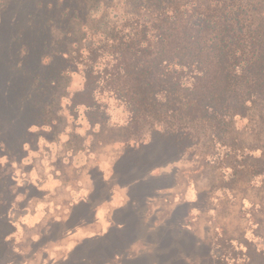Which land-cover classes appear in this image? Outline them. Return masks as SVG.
Wrapping results in <instances>:
<instances>
[{
  "label": "rangeland",
  "instance_id": "rangeland-1",
  "mask_svg": "<svg viewBox=\"0 0 264 264\" xmlns=\"http://www.w3.org/2000/svg\"><path fill=\"white\" fill-rule=\"evenodd\" d=\"M78 4L0 0V264H216L224 229L263 248L264 191L129 126L104 72L94 112L83 65L49 82Z\"/></svg>",
  "mask_w": 264,
  "mask_h": 264
},
{
  "label": "trees",
  "instance_id": "trees-1",
  "mask_svg": "<svg viewBox=\"0 0 264 264\" xmlns=\"http://www.w3.org/2000/svg\"><path fill=\"white\" fill-rule=\"evenodd\" d=\"M77 2L80 12L65 25L55 56L60 75L49 82L56 87L83 65L86 84L75 96L94 112L91 79L100 82L104 72L125 84L118 95L129 126L140 122L205 168L229 171L226 190L264 191V0ZM213 244L216 264H264V247L243 232L224 229Z\"/></svg>",
  "mask_w": 264,
  "mask_h": 264
}]
</instances>
